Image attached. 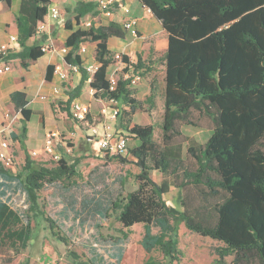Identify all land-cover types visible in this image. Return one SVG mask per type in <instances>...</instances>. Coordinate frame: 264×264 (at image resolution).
I'll list each match as a JSON object with an SVG mask.
<instances>
[{
    "label": "trees",
    "instance_id": "obj_1",
    "mask_svg": "<svg viewBox=\"0 0 264 264\" xmlns=\"http://www.w3.org/2000/svg\"><path fill=\"white\" fill-rule=\"evenodd\" d=\"M139 1L168 34L165 53L158 56L151 47L147 58L139 55L138 63L131 64L142 78L155 75L147 99L151 107L159 94L156 77L159 72L164 74V90L160 86L165 106L163 144L155 141L154 126L133 124L141 102L135 98L136 90L130 87V81L120 78L116 90L110 91L108 69L115 59L108 41L125 38L122 27L110 23L89 30L79 28L66 42L71 51L65 60L78 68L82 82L68 91L65 110L72 115L71 104L88 82L96 99L118 103L123 116L121 126L139 142L133 149L128 147L127 156L113 157L125 164H135L140 174L138 189L125 199L115 200L111 209L124 228L146 226L143 246L148 253L160 248L167 259L179 260L176 228L171 225L174 221L223 244L218 250L219 264H227L228 257H233L231 264H264V0ZM0 2L12 4V0ZM51 4L52 0H21L16 16L20 50L11 54L10 60H20L27 67V62L44 57L41 48L48 36L42 35L32 45L28 41L46 20ZM66 10L75 15L78 26L87 15L98 14L89 1H78ZM66 26L71 28V22ZM84 43H96L100 67L93 76L78 54ZM124 61L129 62L126 55ZM54 70L48 66L47 81L52 79ZM17 97L23 99L18 104L22 114L21 138L25 140L31 110L26 108L24 93H15L13 100ZM200 117L212 122L208 140L190 145L185 158L172 153L171 149L186 143L182 126L199 127L196 120ZM24 171V175L16 178L28 196V213L35 217L43 215L39 193L47 184L78 175L67 154L51 168L36 166L27 157ZM154 171L163 176L160 183L151 178ZM1 175L6 177L7 172L0 170ZM172 188L183 191L181 212L167 203ZM49 222L56 229L54 221ZM29 224L28 221L24 226L20 216L0 202L1 244L26 246L31 238ZM152 226L160 228L161 234L153 235ZM61 240L66 242L63 237ZM75 264L94 263L75 261Z\"/></svg>",
    "mask_w": 264,
    "mask_h": 264
},
{
    "label": "rangeland",
    "instance_id": "obj_2",
    "mask_svg": "<svg viewBox=\"0 0 264 264\" xmlns=\"http://www.w3.org/2000/svg\"><path fill=\"white\" fill-rule=\"evenodd\" d=\"M66 7L67 4L62 6L63 11ZM60 14L62 15L61 10ZM148 16L154 20L150 14ZM151 24L147 31L141 30L138 37L127 33V50L116 52L129 55V61L134 63H138L139 55H142L143 59L147 58L151 47L156 55L163 54L168 34L159 23ZM116 63L114 60L113 64ZM39 66L45 67V64ZM163 77L162 72L156 77L159 94L154 107H151L147 100L152 92L153 78H142V81L133 87L137 88L135 98L141 102V108L133 116V124L154 126V138L159 144H163L164 104L163 95L160 94ZM141 82L143 86H140ZM122 119L123 116L118 127L123 130ZM196 123L199 127L182 126L186 143L177 146L179 148L175 147L177 149H171L172 153H179L180 157L185 158L190 145L204 144L208 140L212 133V122L208 118L200 117ZM38 125V118L35 117L30 124L31 130L37 129ZM79 126L78 130L68 129L67 133H62L65 137H71L70 134L75 132L68 145L72 147L70 161L75 163L78 175L71 180L47 184L43 188L39 193V209L43 215L35 217L33 213H28V196L16 177L25 172L27 157H30L36 166L51 168L56 163L45 155L33 158L32 153L40 151L41 148L31 151L19 148L16 152L13 147V164L0 163V170L7 172L6 177L0 176V202L8 204L20 216L24 226L30 222L31 236L26 246L16 243L13 247L0 243V264H75V261L94 264H219L218 250L223 244L189 231L182 222L171 221V225L176 228L175 240L180 252L179 260L167 259L160 248L148 253L143 246L146 226L138 224L124 228L117 220L118 214L111 209L115 200L125 199L128 194L138 189L137 176L140 169L133 163H122L114 159V156L108 155L112 157L108 158L107 155L98 154L95 145L89 144L86 139L88 127ZM138 145L139 142L130 135L129 148L133 149ZM129 160L133 161L131 157ZM151 178L160 183L163 176L154 171ZM182 197V190L172 188L167 195V203L181 212ZM49 221H54L56 229H52ZM150 230L153 235L161 234V229L156 226L150 227ZM61 237L66 242L61 240ZM232 260L233 257H228L226 263L231 264Z\"/></svg>",
    "mask_w": 264,
    "mask_h": 264
},
{
    "label": "crops",
    "instance_id": "obj_3",
    "mask_svg": "<svg viewBox=\"0 0 264 264\" xmlns=\"http://www.w3.org/2000/svg\"><path fill=\"white\" fill-rule=\"evenodd\" d=\"M78 1L89 0H52L51 6H57L61 10L62 15L60 20L46 18L48 29L45 35L49 37L52 44L57 49L65 47L70 52L71 48L66 46V42L70 35L79 28L82 30L90 29L84 28L82 26L83 23L91 22L93 24V28L108 26L110 23H117L121 26L120 17L108 19L101 17L99 13L96 16H93L92 14L87 15L84 19H82L81 25L78 26L75 21V15L73 13H68L66 10L69 7H73ZM124 1L130 6L132 10V16L139 19V32H141V30L147 31L150 28V25H152L151 23L157 22L161 25V23L155 18H153L154 20L149 18L148 14L150 13L147 12L139 0ZM65 4H67V7L65 11H63L62 6L64 7ZM20 5L21 0H12L11 6H8L6 2H0V45L7 43L11 36H16L19 40L20 35L16 25V16L20 11ZM69 21L71 22V28L66 26L67 22ZM127 33L128 32H126L125 38L109 39L108 48L113 54L125 52V50H127L129 46ZM40 37L41 36L36 34L28 41V44H34L40 39ZM168 45L169 41L167 35V46L165 52L168 49ZM81 46L86 47V53L84 55H80L85 68L89 65L98 64L96 61V43H84ZM19 50L20 48H17L14 53H17ZM65 58L66 55L60 51H56L45 54L44 57L37 60L36 62H27V67H24L20 60H12V71L0 77V124L6 121L5 115L7 113H11L13 115L15 113L21 112L20 104H18V102L23 99L21 97H17V99L14 101L13 96L15 93L21 92L25 94V99L28 103L26 108L31 110V118L27 123V138L25 140H22L21 138L20 128L22 114L20 115V120L18 121L19 123L13 127L10 133L12 140L11 144L13 150L16 152L19 148H27L29 151L36 148H41L42 150L44 140L48 132L56 131L64 134L69 131L68 129H71L72 131L78 130V126L73 119V116L69 115L65 109L69 100L68 91L76 89L81 84L82 74L79 71L75 72L72 70V66L67 64ZM39 64H45V67H40ZM48 66H53L54 68L61 66L62 69L68 74V80L66 82H62L58 75L55 74L54 70L52 79L47 81L46 73ZM109 70H111V68L108 69V73ZM154 76L155 75L144 79L151 80ZM140 86H143L142 82L140 83ZM55 88H59L60 92L56 93ZM91 89L92 88H90L89 83L85 82L81 95L74 101H79L90 105L92 114L97 116L102 102L100 99H96L95 95L90 92ZM138 89L140 88L138 87ZM162 90H164V84L162 85ZM41 97H44L45 99H42ZM35 117L38 118L39 125L37 129L31 130L30 124ZM70 118H72L71 121H69ZM15 137H18V139Z\"/></svg>",
    "mask_w": 264,
    "mask_h": 264
},
{
    "label": "built area",
    "instance_id": "obj_4",
    "mask_svg": "<svg viewBox=\"0 0 264 264\" xmlns=\"http://www.w3.org/2000/svg\"><path fill=\"white\" fill-rule=\"evenodd\" d=\"M96 6V9L101 17L108 19H114L115 17L121 18V27L125 32L130 33L134 37L139 36L138 26L139 19L132 16V10L124 0H89ZM148 13H151L149 9H146ZM60 9L57 6H50L47 19L60 20ZM84 28H91L93 24L83 23ZM48 29L47 20L40 23L37 31V35L42 36ZM20 48L19 40L16 36H11L9 41L0 45V77L10 73L12 71V60L9 56L14 51ZM42 53L49 54L52 52L60 51L64 55H68L69 51L63 47L57 49L48 39L42 45ZM86 53V47L80 46L78 51L79 55ZM125 54L116 53L114 59L117 63L111 65L108 73V80L110 85V91H115L120 78L124 81H130V87L133 88L140 81L142 76L139 72L135 73V69L131 64H137L133 61L125 62ZM99 64L89 65L86 67L89 75L93 76L99 69ZM72 70L78 72L77 67H72ZM55 74L58 75L62 82H66L69 78L68 74L62 69L61 66L55 68ZM55 92L59 93L60 89L55 88ZM90 92L95 95V90L91 89ZM45 99L44 97H41ZM102 107L99 109L97 116H94L91 112V106L79 101H73L71 104V114L75 120L78 129L79 125H85L88 127L86 133V139L89 144L95 145L98 154L110 155V156H126L128 154L129 136L130 134L124 129L118 127L119 121H121L122 110L119 108L118 103L115 100H101ZM21 113H7L5 115L6 121L0 124V163L11 165L14 162V154L12 150V140L10 133L14 125L20 120ZM71 137H65L63 134L51 131L48 132L44 145L41 151H34L32 153L33 158L35 156L45 155L50 157L54 163H59L65 154L71 155L72 147L68 145L71 138L75 136V132L70 134Z\"/></svg>",
    "mask_w": 264,
    "mask_h": 264
}]
</instances>
